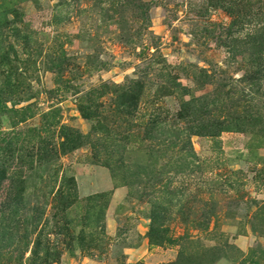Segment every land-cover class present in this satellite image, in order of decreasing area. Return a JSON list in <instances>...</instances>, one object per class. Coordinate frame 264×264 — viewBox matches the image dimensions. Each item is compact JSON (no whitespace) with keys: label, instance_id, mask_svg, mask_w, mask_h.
I'll list each match as a JSON object with an SVG mask.
<instances>
[{"label":"rangeland","instance_id":"rangeland-1","mask_svg":"<svg viewBox=\"0 0 264 264\" xmlns=\"http://www.w3.org/2000/svg\"><path fill=\"white\" fill-rule=\"evenodd\" d=\"M264 264V0H0V264Z\"/></svg>","mask_w":264,"mask_h":264},{"label":"trees","instance_id":"trees-1","mask_svg":"<svg viewBox=\"0 0 264 264\" xmlns=\"http://www.w3.org/2000/svg\"><path fill=\"white\" fill-rule=\"evenodd\" d=\"M55 262H57V259L56 258L55 259L51 258L50 261H45L44 260V264H52V263H55Z\"/></svg>","mask_w":264,"mask_h":264}]
</instances>
